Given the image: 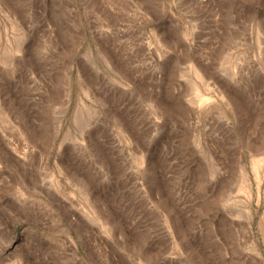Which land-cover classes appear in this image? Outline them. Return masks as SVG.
<instances>
[{
	"label": "rangeland",
	"instance_id": "rangeland-1",
	"mask_svg": "<svg viewBox=\"0 0 264 264\" xmlns=\"http://www.w3.org/2000/svg\"><path fill=\"white\" fill-rule=\"evenodd\" d=\"M0 264H264V0H0Z\"/></svg>",
	"mask_w": 264,
	"mask_h": 264
}]
</instances>
